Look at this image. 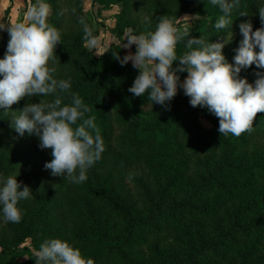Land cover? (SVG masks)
<instances>
[{"label":"trees","instance_id":"obj_1","mask_svg":"<svg viewBox=\"0 0 264 264\" xmlns=\"http://www.w3.org/2000/svg\"><path fill=\"white\" fill-rule=\"evenodd\" d=\"M99 1L119 4L122 10L111 31L117 42L101 56L83 39L80 18L99 35L83 0H48V22L61 32L55 77L71 78L70 91L89 107L87 115L95 117L104 151L85 182L53 176L44 167L52 159L51 150L11 127L12 111L41 97H25L12 111H0V173L17 176L21 187L33 192L19 203V223L0 220V264H35L26 241L38 249L48 238L74 242L94 264H211L204 260L207 256L223 260L237 233L264 231V112L257 113L250 131L234 136L221 135L219 118L206 108L192 107L182 89L167 105L143 109L151 103L147 93L143 97L128 91L139 70L129 62L121 65L113 53L126 55L122 46L130 28L135 34L152 32L166 16L190 37L216 42L223 34L229 42L223 52L232 62L243 39L239 24L251 19L254 30L259 28L258 7L264 0H240L232 28L219 32L214 24L220 9L207 0ZM150 1L155 15L134 16ZM193 10L199 17L195 24L179 27ZM241 11L249 16H239ZM8 40V32L0 30V58ZM184 40L177 43V55L186 51ZM258 71L264 69L252 65L240 75L251 83ZM201 114L213 124L211 129L202 125ZM248 257L247 251L239 264H264V256Z\"/></svg>","mask_w":264,"mask_h":264},{"label":"clouds","instance_id":"obj_2","mask_svg":"<svg viewBox=\"0 0 264 264\" xmlns=\"http://www.w3.org/2000/svg\"><path fill=\"white\" fill-rule=\"evenodd\" d=\"M220 9L214 28L219 32L233 25V10L240 0H207ZM51 6L48 0H35L27 10V21L7 26L9 40L0 58V111L7 112L21 99L40 96V102H28L21 110L12 111L11 127L20 135L25 133L39 140L41 149H50L52 159L45 163L51 175L62 176L72 183L87 180V171L101 158L104 141L87 115L89 107L82 98L70 91L71 78L55 77V50L61 43V32L48 22ZM261 26L254 30L251 19L239 24L243 37L232 62L223 49V34L216 42L203 36L190 37L180 33L174 21L162 16L152 32L126 34L123 48L136 46L122 58L113 53L121 65L129 61L139 70L128 91L143 96L154 104L167 105L180 89L189 97L192 107L200 106L219 118L221 135L240 136L250 131L257 113L264 112V72L249 82L241 77L242 70L255 65L264 69V6L258 7ZM239 16H249L241 11ZM84 41L89 48L98 45L92 29L80 18ZM5 27H0L3 30ZM188 36L186 40L184 37ZM184 40L186 51L177 55L176 46ZM179 62L175 64V62ZM186 72L181 81L178 73ZM51 96L49 101L47 98ZM65 97L70 100L65 103ZM18 112V115L15 114ZM18 182L17 176L0 173V220L19 223L23 216L20 201L33 194L32 189ZM35 264H94L91 257L67 239H45L35 251Z\"/></svg>","mask_w":264,"mask_h":264},{"label":"rangeland","instance_id":"obj_3","mask_svg":"<svg viewBox=\"0 0 264 264\" xmlns=\"http://www.w3.org/2000/svg\"><path fill=\"white\" fill-rule=\"evenodd\" d=\"M84 10L87 13L90 20L93 22L94 28L98 30L99 35L97 36L98 45L95 48H89L96 56H101L106 52L112 42H117V38L111 32L117 22V16L121 13V6L115 3L104 4L99 0H83ZM35 3V0H0V26L5 27L4 30L7 31V26L15 24L17 22L27 21V10ZM140 15L143 18H148L149 16L155 15V7L153 1L147 2L143 5L141 10L136 11L134 16ZM197 16L196 10L191 13L186 14L182 17L180 23L181 28H188L189 26L195 24ZM131 31V28L127 33ZM8 32V31H7ZM126 49V54L129 52H135L136 46L133 45L130 49ZM131 63V61H129ZM132 64V63H131ZM180 76L181 73H178ZM187 76H180L181 81ZM151 107V103L147 104L143 109H148ZM200 122L207 129H211L213 124L207 120L202 114L200 116ZM182 193L178 194L181 197ZM191 218L187 216L186 221ZM186 223V222H185ZM234 246L230 250H226V254L223 260L218 258H212L207 256L204 260L211 261V264H239L240 257L247 251L250 253V257L247 261L254 259L255 256H264V231L259 233L258 231L249 230L245 233H237L235 235ZM26 245L29 246L35 253L37 248L33 246L31 240L26 241ZM1 251V248H0Z\"/></svg>","mask_w":264,"mask_h":264}]
</instances>
